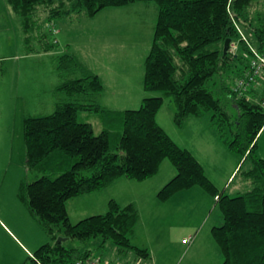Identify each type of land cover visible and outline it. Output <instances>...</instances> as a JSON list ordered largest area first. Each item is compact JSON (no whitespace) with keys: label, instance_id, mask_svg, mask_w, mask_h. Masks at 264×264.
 <instances>
[{"label":"trees","instance_id":"1","mask_svg":"<svg viewBox=\"0 0 264 264\" xmlns=\"http://www.w3.org/2000/svg\"><path fill=\"white\" fill-rule=\"evenodd\" d=\"M8 3L20 18L27 43L36 42L27 44L28 51L47 54L59 47L53 27L60 22L92 19L107 8L133 3L157 6L153 40L144 61L147 96L138 108L111 110L98 103L69 101L56 103L50 114L25 119L26 168L37 179L23 182L19 197L49 242L20 264H75L97 257L110 259L109 264H143L152 258L148 249L132 244L141 220L135 203L123 206L110 199L104 213L73 222L69 202L102 192L121 178L145 182L157 176L165 161L175 167L176 175L157 192V199L168 202L179 192L203 189L222 214V223L212 229L223 255L221 264H264V157L258 152L264 106L248 96L238 97L233 90L236 79L245 73L250 46L264 52V0ZM227 38L238 43L237 55L228 52L224 56ZM236 62L242 64L238 69ZM55 70L60 80L56 92L72 97L104 90L101 77L74 53L60 55ZM228 70L231 74L225 75ZM217 79L226 99L210 85ZM257 91L250 89L247 95ZM166 99L179 129L190 117L209 119L210 129L239 157L234 178L241 175L245 191L220 190L195 155L160 125L157 116ZM81 111L99 113L100 132L79 119ZM109 243L112 246L107 247Z\"/></svg>","mask_w":264,"mask_h":264},{"label":"rangeland","instance_id":"2","mask_svg":"<svg viewBox=\"0 0 264 264\" xmlns=\"http://www.w3.org/2000/svg\"><path fill=\"white\" fill-rule=\"evenodd\" d=\"M156 17L157 6L155 3L149 5L146 3H133L125 7L107 8L92 19L83 18L75 23L60 22L53 27L55 29L54 36L59 43V47L48 55L41 52L42 50L39 52L28 51V45H35L36 42L32 40L29 44L27 43L20 18L14 13L8 0H0V264H20L27 258V254L17 238L27 247L33 245L27 237L34 239V243L37 241L34 244L37 248L49 242L48 236L45 235L33 214L19 197L22 183L37 179L36 173H31L26 168L25 119L31 115L50 114L54 111L56 103L69 101L98 103L111 110L116 108H138L142 99L147 95L137 93L138 98L127 96L118 99L113 98L112 92L108 88L113 81L112 78H119L120 81L122 78L131 80L135 79L139 72L140 75L144 74V61L149 46L145 49L143 55H140L139 51L145 44L151 43ZM47 29H51H49V25ZM72 30L77 32L75 44L80 43L77 48L80 51L79 55L82 58L89 57L88 59L91 62L89 66L102 75L107 83L106 92L96 95L76 94L71 97L64 92L55 91L60 81L55 70L57 58L66 53L65 48L67 49L68 42L71 43L74 39L68 38L69 34L73 32ZM82 31L85 32V35ZM244 34L246 37L248 36L245 31ZM232 42L235 43L236 41ZM67 52L72 53L69 49ZM85 61H87V58ZM235 65L236 69L242 66V64L238 66V62ZM114 74L119 76L113 77ZM229 74H231V70L225 72V75ZM210 85L223 99H226L219 79ZM247 96L250 100L257 98L254 94ZM256 102L264 105V92ZM173 112L172 105L170 106L169 101L166 99L164 106L158 113V122L178 144L180 143L179 145L187 146L184 141L193 142L189 136L198 129L195 123L198 118L190 117L186 131H179L173 123ZM98 114L96 112L81 111L79 119L91 123L95 132L98 133L102 129ZM198 124L200 125V123ZM213 132L212 129H209L205 131L204 136L214 142ZM209 134L212 136L210 137ZM216 144L219 147L211 145L212 161L215 165L223 166L227 170L231 165L229 161L231 160L232 163L233 159H228L227 162L225 157L234 155L226 149L222 142ZM262 147L264 156V139L262 140ZM235 157L239 159L238 156ZM205 159L208 161L205 162V165L209 174L214 175L215 180H219L218 173L214 171L213 163L210 162L209 157L205 156ZM168 165L174 168L169 161H166L160 169L162 172L160 171L150 183L132 181L133 184H141L131 185L132 187L119 183L114 185L112 189L109 187L99 193L106 197L116 195L125 199V196L133 197L134 193L144 191L143 208L141 210L143 218L136 227V235L134 234L131 238L133 245H135L136 240L141 242L146 240L149 237L148 232L150 233L152 229L155 232L157 229L159 230L158 225L165 219V217H162L164 208L161 209L157 205L160 202L157 199L156 188L152 190L151 186L156 182L158 184L163 183V181L166 183V181L172 179L168 178ZM240 176L235 179L236 183L229 184L230 189L226 190L227 192L233 194L234 189L237 187L240 191L247 189L246 185L236 186L241 181L242 177ZM220 183L222 185L223 181ZM219 189L223 190L224 186H219ZM79 198L82 197L72 199L69 202L72 213L73 209L82 200ZM120 201L124 202L125 200L121 199ZM93 209L95 212H90L89 215L101 214L105 211L101 210L100 203ZM167 209L171 212V208L168 207ZM216 210H219L218 207ZM207 213L203 215L200 211L194 215L193 220L195 222L201 220L197 230H203V233L199 239L194 241V244L192 243L194 236L188 238V242L182 240L184 245H179L180 252L176 251L175 254H178V256L174 264H219L214 260V256L209 254L215 245L213 241L206 239L211 223ZM207 216L208 218H205ZM72 217L73 222L78 221L77 218H74L76 217L74 214ZM184 218L185 214L183 212H174L172 221L180 222ZM4 225H7L16 237L9 232L8 234ZM98 242L99 240L94 241L92 246H95ZM109 245L112 246L109 243L107 247ZM108 254L109 250L106 251L105 255L108 256ZM109 260L106 258V261L109 262Z\"/></svg>","mask_w":264,"mask_h":264},{"label":"crops","instance_id":"3","mask_svg":"<svg viewBox=\"0 0 264 264\" xmlns=\"http://www.w3.org/2000/svg\"><path fill=\"white\" fill-rule=\"evenodd\" d=\"M82 33H83V35H85L84 31H82ZM76 34H77L76 31L75 32L73 31L69 34L68 38H70V39L74 38V39L72 40L71 43L68 42L67 49L65 48V52H67L68 49L71 50L72 53L77 55V57L80 59V61L82 63H84L91 70H93L89 66V64L91 63L88 59L89 57H83L82 58L81 55H79L80 51L77 48H78L80 43L75 44V41H77ZM152 40H153V38H152ZM135 44H137V43H135ZM151 44H152V41L149 44H145V46L139 51V54L143 55L145 49L148 46L150 49ZM50 54H52V53H50ZM50 54H48V55H50ZM137 55H138V52H137ZM86 58H87V61H85ZM94 72L99 74L96 71H94ZM143 75H144L143 73L140 75V72H139V74L137 73V76L135 77V79L127 80L125 78H122L121 81L119 78H112L113 81L109 85L108 89L112 92L113 98L123 99V98H126L127 96H129L130 98H138L136 96L137 93L140 95L146 96L147 94L145 93V91L143 89ZM100 76H101L103 84H104V90L102 91V93H104L107 91V83H106L105 79L102 77V75H100ZM118 76L119 75H115V74L113 75V77H118ZM120 109L121 108H116L114 110H120ZM157 118H158V116H157ZM189 120H190V118H189ZM189 120H188V122H189ZM198 120H199V122H198ZM198 120H195V123L197 124L198 129L196 131H194L191 136H189L193 142L189 143L188 141H184L187 144V146L182 145V147L185 146L184 148L189 149L195 155V157L200 161V163L203 165L208 177L218 187L223 185L224 186L223 190L226 191V190L230 189L229 184L236 183L235 182L236 177L233 178V176L236 174V172L238 170L240 159L236 158L235 157L236 155H234L232 157H225L227 162H228V159L229 160L233 159L232 163L230 162L231 160L229 161V163L231 165L229 168H227V170H225L226 168L223 166L219 167V166L215 165L214 162L212 161V158H211V156H212V153H211L212 152V150H211L212 146L211 145L219 147V146H217L216 143H221L222 141L218 138V136L216 135L215 132L212 133L213 136L211 135L214 138V142L212 139L211 140L206 139L207 136H204V135H205V131H208L210 129L209 119L208 118H198ZM188 122L186 123V125L183 129H179L177 127L176 128L179 131H186ZM173 123H174V121H173ZM198 123H200V125ZM209 136H210V134H209ZM263 139H264V129L260 132V135H259V148H258L259 155L262 157H264L263 153H262V149H263L262 140ZM226 149H227V147H226ZM205 156L209 157L210 162L213 163L214 171H216L218 173L219 180H217V179L215 180L213 178L214 175L211 176L209 174V171L205 165V162H208L205 159ZM164 165H167V164H164ZM162 167H163V165H162ZM175 173H176L175 167L172 168L171 166L168 165L167 166L168 178H173L176 175ZM155 177H157V176H155ZM155 177L147 180V182L145 181V182H139V183H150V181H152V179H155ZM170 180L171 179H169V181ZM222 181H223V184L221 185L220 182H222ZM167 182L168 181H166V183ZM119 183H121L124 186H128V187H132L131 185H141V184H137V183L133 184L132 180L121 178V179L116 180L110 186L111 187L110 189H112V187L114 185L119 184ZM166 183H164V181H163V183L160 182L159 184L156 182L153 186H151V188H152V190H155V188H156V192H158L160 190V188L162 186H164ZM238 185H245V183H244V181H240L239 184H237L236 186H238ZM102 192H99V193H102ZM233 192H234L233 194H235L237 192H242V191H240L237 187L236 189H234ZM99 193L98 194L93 193V194H89L86 196H82V198H79L82 200H80V202L77 204L76 208L73 209V213L70 211V207H69V214H70L71 219H73V217H72L73 214L76 216L74 218H77V220H80V219L88 216L90 214V212H95V211H93L94 210L93 207L95 208V206L99 205V203H100L101 210L106 211L108 208V202L110 199L117 200L123 206L130 204V203H135L138 206L140 214H141V210L143 208L142 203H143L144 194H145L144 191L134 193L133 197H126L124 195L125 199H123L122 197L116 196V195L113 197L110 195L106 197L105 195H102ZM121 199L125 200V201L124 202L120 201ZM157 205L161 209L164 208V210H162L163 212L162 211L161 212L163 214L162 217H165V219L158 225L159 230L157 229V231L155 232L154 229H152L150 231V233L148 232L149 237L146 240H144L142 242L140 240H138V241L136 240V242H135V246L143 248V249H148L152 254V258L144 261L143 264H174L176 259H177V256H178V254H175V253H176V251L180 252L179 251V245H184L182 243V240L186 241L188 238H191L194 236V238L192 240V243L194 244V241L196 239H199L203 233V230H201V231L197 230L198 226H200V224H201V220H198V222H195V220H193L194 215H196V213H198L200 211L202 212L203 215L206 214L207 212H209L207 214L210 217L209 220H211V223L209 224L210 230H209V233H207L206 239L213 241V243L215 245L213 247L214 250L212 249V251H210L209 254L213 255L214 260H216L219 264H221V262L223 261V255H222V252H221L219 246L217 245V243L215 242V240L212 236L213 227L220 225L223 221L222 214L220 213L219 210H216V208L214 207L215 206V199H213L203 189H201L199 187H194L188 191H182V192L177 193L175 196H173L168 201V203L167 202H160V204H157ZM161 205H164V206L161 207ZM165 207L171 208L172 214ZM174 212H177V213L183 212L185 214V218L180 222L172 221V218L174 216ZM142 218L143 217L141 214L140 222L142 221ZM205 218H208V216ZM141 225H143V224H141ZM4 227H5L7 233L9 232L10 234L14 235L12 230L7 225H4ZM143 229H144V227L142 228V230ZM21 233H22V231H21ZM135 235H136V232H135ZM14 237H16V236L14 235ZM27 238L30 242L33 243V245H31V247H27L26 245H24L20 239L17 238V240L21 243V245L24 248L23 250L28 255V254H31V252H34L36 250L37 247H35L34 244H36L37 241L34 243V239L32 240L29 237H27ZM41 238L43 239L42 235H41Z\"/></svg>","mask_w":264,"mask_h":264},{"label":"built area","instance_id":"4","mask_svg":"<svg viewBox=\"0 0 264 264\" xmlns=\"http://www.w3.org/2000/svg\"><path fill=\"white\" fill-rule=\"evenodd\" d=\"M250 49L252 54L248 57L245 73L237 79L233 86V90L238 97H247V92L252 88H259L262 92L264 91V52L258 51L253 45L250 46ZM230 51L234 54L237 53L238 45L232 43ZM186 242L188 241L186 240ZM75 264H109V262L97 257L79 261Z\"/></svg>","mask_w":264,"mask_h":264},{"label":"bare ground","instance_id":"5","mask_svg":"<svg viewBox=\"0 0 264 264\" xmlns=\"http://www.w3.org/2000/svg\"><path fill=\"white\" fill-rule=\"evenodd\" d=\"M232 43H233V42H231V44H230L229 52H230L231 54H233V55H237L238 52L234 54V53H232V52L230 51V50H231V45H232ZM235 43L238 45L237 42H235ZM258 51H259V50H258ZM247 62H248V61H247ZM242 76H243V75H242ZM240 77H241V76H239L238 78H240ZM238 78H237V79H238ZM237 79H236V81H237ZM235 83H236V82H235ZM257 89H258V91L256 92V97H257V98L253 99V100H255V102H256V100L259 98V96H261V94H262V91H261V93H260V89H259V88H257ZM263 106H264V105H263Z\"/></svg>","mask_w":264,"mask_h":264},{"label":"water","instance_id":"6","mask_svg":"<svg viewBox=\"0 0 264 264\" xmlns=\"http://www.w3.org/2000/svg\"><path fill=\"white\" fill-rule=\"evenodd\" d=\"M231 38H227L224 44V56L227 55L230 49Z\"/></svg>","mask_w":264,"mask_h":264}]
</instances>
